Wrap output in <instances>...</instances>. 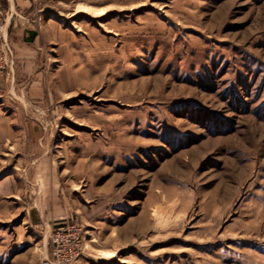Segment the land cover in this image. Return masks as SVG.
I'll return each mask as SVG.
<instances>
[{"label":"rangeland","instance_id":"374dc122","mask_svg":"<svg viewBox=\"0 0 264 264\" xmlns=\"http://www.w3.org/2000/svg\"><path fill=\"white\" fill-rule=\"evenodd\" d=\"M45 262L264 264V0H0V264Z\"/></svg>","mask_w":264,"mask_h":264},{"label":"crops","instance_id":"0c3cea01","mask_svg":"<svg viewBox=\"0 0 264 264\" xmlns=\"http://www.w3.org/2000/svg\"><path fill=\"white\" fill-rule=\"evenodd\" d=\"M27 1H23V3H26ZM30 35H36V33H34L33 31H31L30 33H29ZM37 38H38V36L36 35V38H34V40H32V41H36L37 40Z\"/></svg>","mask_w":264,"mask_h":264},{"label":"built area","instance_id":"2783aa9c","mask_svg":"<svg viewBox=\"0 0 264 264\" xmlns=\"http://www.w3.org/2000/svg\"><path fill=\"white\" fill-rule=\"evenodd\" d=\"M58 242H59V239H54V240H53V243H54V244H57ZM44 264H50V263H49V262H45Z\"/></svg>","mask_w":264,"mask_h":264},{"label":"bare ground","instance_id":"6f19581e","mask_svg":"<svg viewBox=\"0 0 264 264\" xmlns=\"http://www.w3.org/2000/svg\"><path fill=\"white\" fill-rule=\"evenodd\" d=\"M83 9H84V8H83ZM83 9H82V12H86L85 9H84V11H83ZM88 10H89V9H88ZM93 10H94V9H93ZM98 12L100 13L101 11L98 10ZM101 13H102V12H101ZM98 15H99V14H98ZM96 17H97V16H96ZM110 256H111V255H110Z\"/></svg>","mask_w":264,"mask_h":264}]
</instances>
